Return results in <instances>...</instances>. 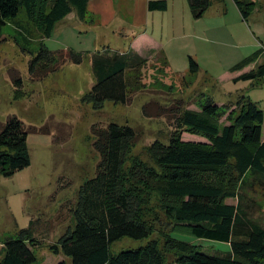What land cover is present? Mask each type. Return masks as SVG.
I'll return each mask as SVG.
<instances>
[{
	"label": "trees",
	"instance_id": "obj_1",
	"mask_svg": "<svg viewBox=\"0 0 264 264\" xmlns=\"http://www.w3.org/2000/svg\"><path fill=\"white\" fill-rule=\"evenodd\" d=\"M89 1L0 0V37L7 21L17 16L21 6L45 39L73 11L85 20ZM186 1L194 19L202 18L211 6V0ZM234 2L247 21L255 1ZM149 9L164 11L167 1L151 0ZM263 52V48L257 50L232 70L244 69ZM158 56L170 66L163 51ZM83 60L81 52L50 50L41 42L29 63V71L38 80L55 73L66 62L81 64ZM150 60L133 50L109 54L105 49L94 53L95 82L82 96V102L95 110L102 109L107 101L131 103L134 94L147 89L143 70ZM200 71L198 62L189 56L190 74ZM262 79L264 63L235 77L234 82ZM14 82L19 90L21 79ZM198 103V109L188 108L183 99H175L169 106L146 103L145 116L166 118L170 127L168 143L152 142L149 154L154 165L135 161L128 171L123 167L125 159L131 146L139 141L140 132L114 122L93 127L92 146L100 157L96 173L80 187L73 209L74 225L50 247L52 253L62 252L72 264H167L165 252L156 240L117 253L111 250V245L122 238L143 240L152 234V224L143 217V209L155 195L177 231L183 229L197 239L230 246L227 255L209 254L199 245L169 234L164 248L175 253L177 264H264V227L246 217L239 205L225 201L237 197L234 185L243 183L248 175L264 178V111L243 94L236 101L220 105L201 93ZM185 131L203 137L204 141L183 140ZM27 136L28 129L17 116L4 123L0 130V175L12 176L30 165ZM34 245L37 240L31 228L17 230L14 236L2 241L0 264L34 263Z\"/></svg>",
	"mask_w": 264,
	"mask_h": 264
},
{
	"label": "rangeland",
	"instance_id": "obj_2",
	"mask_svg": "<svg viewBox=\"0 0 264 264\" xmlns=\"http://www.w3.org/2000/svg\"><path fill=\"white\" fill-rule=\"evenodd\" d=\"M254 1L255 8L247 21L234 0H222V11L217 8L219 4L211 7L218 12L214 30L196 27L194 23L205 21L198 19L191 22L185 35L172 34L164 52L170 66L157 54L143 70L147 89L134 94L131 103L107 101L100 110L82 102V96L95 82L92 55L105 49L109 54L124 53V28L108 30L100 37L99 33L106 29L98 28V24L92 27L86 23L89 19L82 23L84 20L73 11L56 24L51 37L43 39L21 6L17 16L7 21L0 37V130L11 116L24 122L31 163L12 176L0 175V242L14 236L17 230L31 228L37 240L33 246L37 261L32 264H57L62 260L72 264L69 257L62 252L52 253L50 247L73 227L79 189L96 173L100 157L92 146L94 126L105 127L114 122L140 132L139 141L131 146L125 159L123 167L128 171L135 161L154 165L150 145L155 140L168 143L170 127L166 118H149L143 113L148 102L169 106L175 99H183L188 108L198 109L201 93L226 103L243 94L264 111V79L234 82L238 71L232 70L244 58L264 49L263 0ZM120 6L121 15L129 13L126 4ZM41 42L50 50L81 52L84 60L81 64L66 62L55 73L33 79L29 63ZM189 56L200 65L198 74H190ZM263 63L264 52L244 70ZM18 78L22 83L19 90L14 82ZM182 138L204 141L188 131L182 133ZM234 186L237 197L225 201L239 205L246 217L264 227V178L248 175L243 183ZM143 217L152 224V234L143 240L122 238L111 245L113 253L156 240L165 252L167 264H177L175 253L164 248L169 234L199 245L209 254L230 252L228 243L197 239L181 228L177 231L155 195L144 205Z\"/></svg>",
	"mask_w": 264,
	"mask_h": 264
},
{
	"label": "crops",
	"instance_id": "obj_3",
	"mask_svg": "<svg viewBox=\"0 0 264 264\" xmlns=\"http://www.w3.org/2000/svg\"><path fill=\"white\" fill-rule=\"evenodd\" d=\"M150 1L151 0H90L87 7L86 18L82 23H85L86 20L89 19V22L86 23L92 25V27L98 24V28L106 29L99 33L100 37H102L104 32L107 33L108 30H116L118 27L124 28L122 36L123 40H125L123 44L125 49L123 52L133 50L139 55L151 59L160 51L165 52V48H167L172 34L176 35L175 32H177L180 35H185L191 22L198 19L193 18L186 0H166L167 9L164 11L149 9ZM221 1L222 0H211L209 10L199 19L205 20L202 21L204 24L198 21V23H194L196 27L198 26L199 28L200 26L207 30L210 28V31L214 30L213 27H217L215 26L217 23L215 16L218 12L214 11L216 8L211 10V7L215 4H219L216 6L222 11L225 6L223 3V5L220 4ZM122 4H126L129 11V13L124 16L120 13V5ZM76 16L78 17L77 13ZM92 27L90 26L89 28ZM244 69L239 70L234 78L244 72L250 71ZM217 103L222 105L226 102ZM1 249L2 243L0 242V256Z\"/></svg>",
	"mask_w": 264,
	"mask_h": 264
}]
</instances>
